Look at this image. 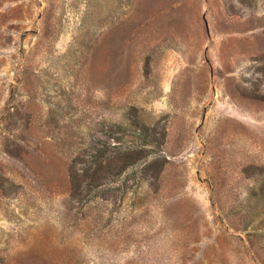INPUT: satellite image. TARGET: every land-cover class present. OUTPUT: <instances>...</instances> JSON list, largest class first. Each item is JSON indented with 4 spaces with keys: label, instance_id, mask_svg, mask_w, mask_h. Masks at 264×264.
Here are the masks:
<instances>
[{
    "label": "rangeland",
    "instance_id": "rangeland-1",
    "mask_svg": "<svg viewBox=\"0 0 264 264\" xmlns=\"http://www.w3.org/2000/svg\"><path fill=\"white\" fill-rule=\"evenodd\" d=\"M0 264H264V0H0Z\"/></svg>",
    "mask_w": 264,
    "mask_h": 264
},
{
    "label": "trees",
    "instance_id": "trees-1",
    "mask_svg": "<svg viewBox=\"0 0 264 264\" xmlns=\"http://www.w3.org/2000/svg\"><path fill=\"white\" fill-rule=\"evenodd\" d=\"M73 172H74V177H75V178H78V176H79V172H78V170L75 168V169L73 170Z\"/></svg>",
    "mask_w": 264,
    "mask_h": 264
}]
</instances>
